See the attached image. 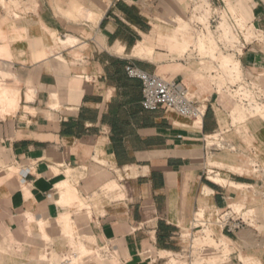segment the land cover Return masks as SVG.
Segmentation results:
<instances>
[{"label":"crops","instance_id":"obj_1","mask_svg":"<svg viewBox=\"0 0 264 264\" xmlns=\"http://www.w3.org/2000/svg\"><path fill=\"white\" fill-rule=\"evenodd\" d=\"M4 1L0 264H60L73 249L84 254L68 264H170L197 213L213 216L257 186L232 169L242 171L240 152L264 160V122L232 131L233 101L217 92L211 64L182 58L193 41L191 0ZM212 2L251 27L256 41L234 70L264 89V0ZM69 37L78 41L64 46ZM128 65L208 100L203 123L144 109ZM219 132L239 153L210 157L206 137ZM210 160L235 185L206 177ZM229 239L264 264L254 231Z\"/></svg>","mask_w":264,"mask_h":264},{"label":"built area","instance_id":"obj_2","mask_svg":"<svg viewBox=\"0 0 264 264\" xmlns=\"http://www.w3.org/2000/svg\"><path fill=\"white\" fill-rule=\"evenodd\" d=\"M191 3L192 20L190 25L193 41L183 52L182 58L195 59L203 65L206 62L210 63L211 67L208 71L213 77L215 86L219 87L217 92L226 93L235 104L249 110L254 115L253 118L259 117L263 120L264 89L258 83L245 79L242 74L239 79H236L234 71V67L239 65L240 57L256 41L251 27L226 5L218 8L212 0H191ZM228 55L233 56L232 64H227L224 60V57ZM126 72L130 78L142 81V106L144 109L148 111L166 109L181 117L203 123L208 112V100L193 99L188 89L181 83L146 73L134 65H128ZM233 127L234 125H232ZM214 137H217L215 140L219 141V144L214 145L213 151L220 152L225 147H228L229 151H234L235 147L231 143L225 142L224 133H215L207 136L206 139ZM221 146L223 147L221 148ZM209 171H206L208 176ZM234 205L229 203L225 210L216 211L207 220L204 217H202L203 219L198 217L197 213L191 231L194 232L203 226L209 227L207 231L210 227L216 228L221 232V236L211 235L216 242H222V238L231 242L229 237L250 227L249 222H252L250 218H253L247 215L251 211L244 212V207L235 208ZM78 257L79 254L73 251L64 257L60 264L71 263L72 259Z\"/></svg>","mask_w":264,"mask_h":264},{"label":"rangeland","instance_id":"obj_3","mask_svg":"<svg viewBox=\"0 0 264 264\" xmlns=\"http://www.w3.org/2000/svg\"><path fill=\"white\" fill-rule=\"evenodd\" d=\"M1 5L6 8L10 6L4 0H1ZM80 9L81 8H79V11ZM188 45H190V42L184 45L181 51L182 54L187 49ZM1 53L2 52L0 51V54ZM224 60L226 61L227 64L229 63L232 64L234 62L233 56H230V55L224 57ZM225 70L226 71L228 70L227 67ZM241 74L242 73L238 72L235 78L239 79L241 77ZM3 104H4V98L0 93V105H3ZM232 104H233L232 109L230 111L232 123L234 125V127L232 128V131L236 129L238 133H243L242 126H244L245 123L251 119H260V121L264 122V119L262 120L259 117L253 118L254 115L251 112H249V110H247L246 108L241 107L235 104L234 102ZM232 134L235 135V132H232ZM215 139H217V137H214L211 140L206 139L207 142L205 143L206 147L208 148L210 152L211 158L214 153H219V154L225 153V152L239 153L238 151L239 147L237 148V146L235 145H232L233 147H235L234 151H229L228 147H225V149H223L220 152L213 151V149H215L214 145L219 144V141H216ZM243 139L246 143H250L249 138H247L246 136ZM210 142L213 144V146L209 145ZM225 142L230 143V140L228 138H225ZM223 146H221V148ZM239 150H241V147ZM240 153L234 159L238 161V164L242 168V171L237 173L236 171L232 170V172L238 175L242 174L244 176L251 177L254 181H256L255 183L257 184V186L252 185L251 188L246 186V188L241 189L242 191L244 190V191L250 192V194L246 193V195H244L242 200L231 201V203L237 206L244 207L245 208L244 212L251 211L249 214H247L250 217H253V218H250L252 219V222H249L251 226L245 230L254 231L257 235H259V237L263 239L262 240L263 242L262 241H261L262 243L259 242L260 244L258 246L259 248H264V160L258 161L257 159L251 156H250L251 158L249 159L248 157H244L242 152ZM221 163H222L221 161L217 163V162L210 160L208 162V166L205 172L207 170H213V171L220 173L221 175V169H226V167L222 165ZM205 176L209 177L207 174H205ZM198 214L200 215L201 218L204 217L206 220L208 218H211L201 212ZM208 228L209 227L207 226H203L195 230L194 232H192L191 230L185 231L183 236L180 238L181 243H182L181 250L177 254L169 255L167 261L170 264H199V263L208 264L207 261L209 259L214 258L219 255L223 256L226 254L225 264H227L230 261L231 262L233 261L234 264H243L241 262L240 263L238 262V258L242 256H244L243 259L246 264H252V263L261 264L258 260L252 257H247L246 254L242 252L241 248H239L237 245H233L231 242L227 241L226 239L222 237H221L223 239L222 242L217 241L218 244H216L217 242L214 240L213 237H211V235L215 234L216 236H221V232L216 228L212 229V227H210V229L207 231ZM72 251L80 254L79 255L80 257H82L84 254V252L83 251L81 252V250L73 249Z\"/></svg>","mask_w":264,"mask_h":264},{"label":"bare ground","instance_id":"obj_4","mask_svg":"<svg viewBox=\"0 0 264 264\" xmlns=\"http://www.w3.org/2000/svg\"><path fill=\"white\" fill-rule=\"evenodd\" d=\"M80 12H83V11H81V9H80ZM86 15V14H85ZM90 15V14H89ZM88 19V18H87ZM78 40L77 39H74V38H71V37H69V38H67V39H65L62 43L65 45V46H68V45H74L76 42H77ZM1 55V54H0ZM236 68V67H235ZM234 68V69H235ZM237 68H239V67H237ZM239 71V69H236V72L238 73V71ZM235 71V70H234ZM240 72V71H239ZM241 73V72H240ZM19 95V94H18ZM17 95V96H18ZM12 100V99H11ZM4 101H6L5 99H4ZM8 101V100H7ZM6 101V102H7ZM10 101V100H9ZM13 104H15V103H13ZM18 109V108H17ZM15 110V109H14ZM199 123L201 124V121H199ZM211 139V138H210ZM234 169V168H233ZM232 169V170H233ZM238 169V168H237ZM237 171V173L238 172H241V170H236ZM210 172V175H209V177H210V180H212V181H214L215 183H217V184H219V185H222V186H228L229 184H232V185H235V184H233V183H229V181L228 180H226L224 177H222L219 173H216L215 171H213V170H210L209 171ZM232 185H230V186H232ZM236 186H239L240 187V185H236ZM232 187H235V186H232ZM238 187V188H239ZM244 188H246V187H244ZM208 191V193H211V191L210 190H207ZM234 207L236 208V207H240V206H237V205H234ZM199 217H200V215H199ZM217 244V243H216ZM222 257L223 256H216V257H214V258H211V259H209L208 261H207V263L208 264H218V262H220L221 261V259H222ZM222 263V262H221ZM200 264V263H199ZM202 264V263H201Z\"/></svg>","mask_w":264,"mask_h":264}]
</instances>
